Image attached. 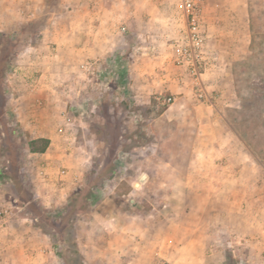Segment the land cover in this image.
Listing matches in <instances>:
<instances>
[{"label":"rangeland","instance_id":"obj_1","mask_svg":"<svg viewBox=\"0 0 264 264\" xmlns=\"http://www.w3.org/2000/svg\"><path fill=\"white\" fill-rule=\"evenodd\" d=\"M200 1L202 16L204 3L212 6L223 0ZM248 5L252 35L250 52L231 61L228 80L232 83L233 101L230 106L218 103V107L226 120L225 127L236 132L249 154L260 164L259 175L264 182V0H248ZM7 15L8 18L0 20V86L6 90L5 107L10 114L7 116L8 112L0 107V167L5 166L9 179L0 178V210L6 208L10 217L28 218L31 222L25 223L45 233L52 246L45 229L52 233L60 229L55 211L65 206L70 193L81 185L76 193L81 199L79 210L73 213L74 230L69 232L62 226V231L66 236L72 234L74 241L79 242L82 260L57 245L52 246L57 264H98L97 252L83 244L104 240L90 216L95 207L104 205V198H110L122 210L151 211L152 214L148 229L129 239V247H125L130 250L122 256L123 264H258L264 261V243L257 240L258 230L264 229V217L258 209L256 219L250 215L243 217L240 202L237 203L240 200L238 191L230 193L233 195L231 204L228 188L177 186V169L188 171L196 164H210L204 158L192 163L194 146L184 145L187 136L184 128L192 123L193 116L203 117L196 149L205 151L208 148L206 142L210 141L207 139L212 132L223 129L211 123L212 113H215L212 102L218 98L214 97V92L208 93L203 87L207 99H197L188 77L175 67L189 90L185 100H176L164 93L160 98L150 95L145 101L139 95L145 93L143 76L128 75V67L134 62L132 44L113 48L106 54L107 59H84L78 51L80 45L31 43L40 38L43 12L24 18L17 12ZM209 15H212L210 11L207 17ZM181 27H177L178 33ZM169 35L174 37L175 34ZM86 64H91V69H84L82 65ZM149 64L150 61L143 59L135 61L136 67ZM225 78V74L220 75V79ZM28 94L38 96L35 103H58L51 114L55 133L64 115H69L70 129L62 135V142L56 141L50 151L55 161H62L59 170L72 172L77 163L76 169L82 172V178L71 185L68 194L63 192L62 199L57 197L59 202L46 200L44 203V198L34 191L36 172L31 168L36 163L41 164V160L30 156L27 143L33 134L16 116L18 97ZM166 97L171 100L163 102ZM2 98L0 96V106ZM174 101L176 106L171 111L176 119H170L164 110ZM178 101L184 105H178ZM206 105L211 106L209 114ZM5 117L9 126L2 120ZM67 148L77 153L78 161L75 157L61 159L58 154H67ZM6 155L9 163L3 158ZM166 161L169 164L166 165ZM183 171L182 178L190 182L224 178L222 174L209 177ZM53 175L56 179V172ZM161 181L168 185L160 186ZM137 183H146L148 187L132 190V185ZM128 198L135 199V203L128 202ZM45 209L50 211L53 221L43 225L41 216ZM53 237L56 240L58 236L53 234ZM116 238L114 243L124 245L119 237ZM244 238L252 245L245 244ZM114 259L110 264L116 263Z\"/></svg>","mask_w":264,"mask_h":264},{"label":"crops","instance_id":"obj_2","mask_svg":"<svg viewBox=\"0 0 264 264\" xmlns=\"http://www.w3.org/2000/svg\"><path fill=\"white\" fill-rule=\"evenodd\" d=\"M209 11L212 15L207 17ZM10 12H17L23 18L34 16L36 12H43L44 23L40 26V38L31 43L80 45L78 51L84 59L102 57L107 59L106 54L113 48L132 44L131 48L134 51H131V56L134 62L128 67V75L143 76L146 82L145 93L138 94L143 96L145 101L149 100L150 95L160 98L164 93L171 94L174 99L182 101L189 93L182 75L175 68L169 46L173 38L169 34L172 32L176 36L177 27L182 26L184 22L179 0H0V20L3 17L8 18L7 13ZM201 24L206 35L205 51L208 62L201 77L202 83L206 92H214V97L215 95L218 97L215 102H212L215 113H212L214 118L211 116V123L219 124L223 129L212 132L207 139L210 141L206 142L208 148L205 151L197 150L196 144L199 141L197 132L204 119L193 116L192 123L184 128L187 134L184 145L194 146L192 163L204 158L210 164H196L190 170L182 169V171L192 174L199 172L209 177L211 174L214 176L222 174L224 178H212L204 183L190 182L182 178L180 174L182 171L177 169L176 173L179 176L177 186L228 188L231 204L233 195L230 193L238 191L240 200L237 203L240 202L241 215L243 217L250 215L256 219L258 209L264 217V182L259 175L260 164L249 154L236 132L229 126L225 127L226 120L220 114V106L218 107V103H222L221 106L225 104L230 106V101H233L232 83L228 80L231 61L250 52L252 35L248 0H223L212 6H209L208 2L204 3ZM36 55L40 56V52ZM142 59L150 61V64L136 67L135 61ZM222 74L226 76L224 80L220 79ZM175 95L178 96L175 98ZM36 97L38 96L35 94L18 97L20 101L16 103L17 121L33 134L32 139L49 140L44 152L29 150L30 156H36L41 160V164L36 163L31 168L32 172H36L34 191L35 194L44 198V203H47L46 200L59 202L56 200L57 197L60 200L63 192L68 194L71 185L82 178V172L76 169L77 163H74L76 168L72 172L59 170L58 166L62 164V161H55L54 153L50 151V148L54 143L56 144V141L62 142V135L70 129L71 122H67L64 115L62 125L58 128V133H55L51 114L58 103H35ZM223 97L226 98L223 99ZM181 101H178V105L183 106ZM175 103L176 101L164 110V113L169 114L170 119H176L171 111L175 108ZM205 107L209 114L211 106ZM190 124L194 126L190 127L192 126ZM58 155L61 159L66 157L69 160L75 157L78 161L77 153L71 148H67V154L59 153ZM165 164H169L168 161ZM53 172L57 174L56 179ZM163 184L168 185L166 181H161L160 186ZM133 185L132 190L142 186L148 187L146 183ZM128 202L134 204L135 199L128 198ZM103 203L102 207L101 205L98 208L95 207L90 212V216L104 240H94L92 243L85 241L83 246L97 252L98 264L113 263L114 258L115 264H123L122 256L130 250V248L126 249L129 247V239L148 229L147 225L152 214L151 211L122 210L110 198H104ZM5 220L0 221V264H57V257L47 241L48 237L35 225L25 223L31 222L28 218L7 215ZM257 236V240L264 243V229L258 230ZM116 237H119L124 245L114 243ZM244 243L249 244L250 240L247 238ZM76 247L81 253L79 242H76ZM250 260L247 258V261ZM258 264H264V261Z\"/></svg>","mask_w":264,"mask_h":264},{"label":"built area","instance_id":"obj_3","mask_svg":"<svg viewBox=\"0 0 264 264\" xmlns=\"http://www.w3.org/2000/svg\"><path fill=\"white\" fill-rule=\"evenodd\" d=\"M184 22L179 33L174 36L169 46L172 57L178 70L186 75L195 90L197 99L206 100L207 95L203 89L201 77L206 69L207 56L205 51L206 35L201 24V1L179 0ZM84 69H91V64L82 65ZM171 97H166L163 102H169ZM69 122V118L65 116ZM8 210H0V219L6 218Z\"/></svg>","mask_w":264,"mask_h":264},{"label":"trees","instance_id":"obj_4","mask_svg":"<svg viewBox=\"0 0 264 264\" xmlns=\"http://www.w3.org/2000/svg\"><path fill=\"white\" fill-rule=\"evenodd\" d=\"M0 66H2L1 62H0ZM0 91L2 92L0 94V96L3 97L1 99L2 103H1L0 107H2V111L3 112H6L7 111V108L5 107L6 106V100H5V98H6V90H5L4 87L0 86ZM7 112H8L7 113V116H8L10 113H9V111H7ZM3 116L4 115H2V117ZM2 120L7 126H9L8 122H6V117H5V119L3 118ZM12 130H13V132L17 131V130H14V129H12ZM48 143H49V140L46 139V138H35V139H31L30 138L28 140L27 144H28L29 150L31 152L40 153V152H44V150L48 146ZM3 158H5L7 160V162L9 163L8 155L3 156ZM6 177H7V179H9V173H7V171L5 170V166L4 167L1 166L0 167V178H6ZM86 177L87 176H85V179H86ZM80 187H81V185L78 186V188H80ZM78 188H75L74 191L72 193H70V195H69V197L67 199V204L65 206L59 208V210L55 211L56 216H58L59 219H60L58 221L60 229H57L53 233H52L51 230L45 229L46 230L45 232L50 235V239L52 240V246H56L57 247V245H58L59 247L62 248V251H65V250L72 251L73 254H75L79 258V261H81L82 258H81V255H80L78 249L76 248V243H75L74 239L72 238V234H70L69 236L68 235L66 236L65 233L62 231V226H66L69 229V232L74 230L76 219H75V215L73 213H74L75 210L76 211L79 210L77 208H79V205H80L79 199H81L80 195H76V193H79V191L81 190V189L78 190ZM18 198H20V200H21V195L19 193H18ZM31 199L32 198L30 197L29 200H31ZM92 206H93V204H92ZM44 212H45V214L43 216H41L42 217L41 218V222H42L43 225L44 224H49L51 222V220L53 221V218L51 219V216L49 215L50 211L48 212L45 209ZM53 234L58 236L56 238V240L53 237ZM57 240L59 242H56ZM73 247H74V249H73ZM79 261H77V262L79 263Z\"/></svg>","mask_w":264,"mask_h":264}]
</instances>
